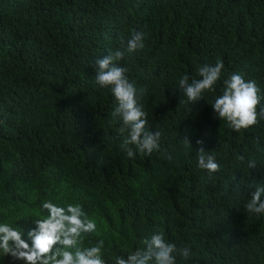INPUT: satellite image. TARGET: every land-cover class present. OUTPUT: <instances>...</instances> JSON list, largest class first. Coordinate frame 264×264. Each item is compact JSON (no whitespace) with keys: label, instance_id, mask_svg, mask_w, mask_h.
I'll return each mask as SVG.
<instances>
[{"label":"trees","instance_id":"trees-1","mask_svg":"<svg viewBox=\"0 0 264 264\" xmlns=\"http://www.w3.org/2000/svg\"><path fill=\"white\" fill-rule=\"evenodd\" d=\"M133 31L145 47L117 63L146 89L147 128L162 137L151 155L129 145L130 159L95 61ZM218 57L215 90L181 103L179 78L200 79L198 68ZM234 72L264 96V0H0V223L30 244L44 201L78 203L96 222L85 246L103 240L106 264L154 231L191 249L177 264H264V216L244 208L254 182L264 184V117L237 132L211 105ZM201 139L220 165L211 177L197 166Z\"/></svg>","mask_w":264,"mask_h":264},{"label":"clouds","instance_id":"clouds-1","mask_svg":"<svg viewBox=\"0 0 264 264\" xmlns=\"http://www.w3.org/2000/svg\"><path fill=\"white\" fill-rule=\"evenodd\" d=\"M145 33L133 31L125 40L120 38V46L114 51L95 61V83L101 88H108L115 99V107L111 113L113 118L121 120L119 133H127L122 142V148L132 159L135 152L129 145L135 146L140 153L151 155L161 148L162 132L150 131L147 128V113L139 103L146 89L137 88L135 81H130L126 75L127 69L117 62L125 56L143 50ZM224 63L219 57L214 64H204L198 68L200 79H189L183 75L178 80V88L184 99L181 103H195L201 99L204 92L214 91L215 85L221 79ZM223 92L215 97L211 104L221 120L227 121L234 131L248 129L264 117V106L261 101L260 88L255 80H245L240 72L232 73L223 81ZM259 109V111H258ZM185 152L192 149L190 138L185 135L180 139ZM197 166L206 170L209 177L218 172L220 165L215 155L206 151L204 141L197 140ZM171 157H169L170 159ZM244 160V156H239ZM260 157L248 161V168H256ZM260 164V163H259ZM241 181L235 184L237 192H241ZM244 205L248 214L257 217L264 216V184H256ZM253 185H248L252 188ZM42 208L47 215L34 220L35 227L27 231V239L19 228L8 223H0V256H11L13 260L23 264H106L104 256V241L85 246L84 237L96 231V222L89 218L82 205L67 203L64 206L51 201H44ZM143 246L125 255H115L113 264H177V256L187 261L192 255L187 246L177 247L176 243L165 239L162 231H154L143 240Z\"/></svg>","mask_w":264,"mask_h":264}]
</instances>
